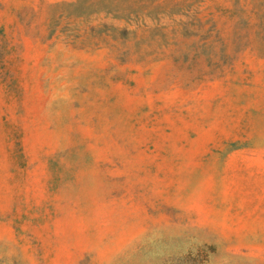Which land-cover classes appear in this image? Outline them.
Returning a JSON list of instances; mask_svg holds the SVG:
<instances>
[{"label":"rangeland","instance_id":"374dc122","mask_svg":"<svg viewBox=\"0 0 264 264\" xmlns=\"http://www.w3.org/2000/svg\"><path fill=\"white\" fill-rule=\"evenodd\" d=\"M0 264H264V0H0Z\"/></svg>","mask_w":264,"mask_h":264}]
</instances>
